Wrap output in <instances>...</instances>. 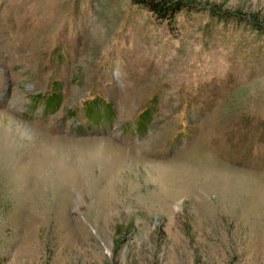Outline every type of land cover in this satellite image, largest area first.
<instances>
[{
  "label": "rangeland",
  "instance_id": "1",
  "mask_svg": "<svg viewBox=\"0 0 264 264\" xmlns=\"http://www.w3.org/2000/svg\"><path fill=\"white\" fill-rule=\"evenodd\" d=\"M178 1L0 0V264H264V0Z\"/></svg>",
  "mask_w": 264,
  "mask_h": 264
},
{
  "label": "trees",
  "instance_id": "2",
  "mask_svg": "<svg viewBox=\"0 0 264 264\" xmlns=\"http://www.w3.org/2000/svg\"><path fill=\"white\" fill-rule=\"evenodd\" d=\"M134 1L145 6V8L153 12L158 18L165 20V21L172 20L178 12L186 8L185 5L178 0H134ZM53 103L55 102L53 101ZM98 105L100 104L95 105L94 103H92L89 105L86 104V106H84L85 113L90 119L98 120L102 118L101 114H98L97 117L95 118L93 117L95 111H98V112L100 111V106L98 108L97 107ZM102 106L103 105H101V107ZM106 109L110 110L109 105H108V108L106 107ZM109 117H111V115L106 114V118L108 120H109Z\"/></svg>",
  "mask_w": 264,
  "mask_h": 264
}]
</instances>
